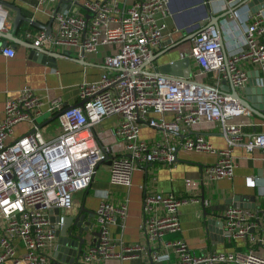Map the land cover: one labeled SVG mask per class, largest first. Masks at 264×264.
<instances>
[{"label":"built area","instance_id":"2783aa9c","mask_svg":"<svg viewBox=\"0 0 264 264\" xmlns=\"http://www.w3.org/2000/svg\"><path fill=\"white\" fill-rule=\"evenodd\" d=\"M180 1L137 0L121 8L117 0H38L40 6L52 5L53 25L50 34L26 31L35 45L77 46L81 57L102 44L117 43L120 49L105 57L106 71L100 80L80 85L77 105L66 106L61 98L47 100L30 86L6 101L0 115V261L11 258L18 264L20 241L25 248L23 264H67L48 252L56 241L50 209L72 210L75 195L91 186L102 164H107L111 183L130 186L138 166L154 162L171 167L179 150L185 149L217 153L218 160L203 168L200 183L185 179V196L173 191L145 193V242H120V250L114 251L111 225L126 217L128 205L104 197L95 211L101 236L89 238L74 264H102L112 256L150 264H264V227L254 208L231 205L224 216L229 235L249 240L246 250L197 254L183 238H167L181 231V206L201 202L197 190L202 182L233 177L234 147L258 148L264 154V133L247 135L243 124L233 121L248 111L224 88L228 84L246 87L257 76L254 70L264 85V8L251 13L252 0ZM212 1L218 6L213 8ZM188 9L196 10L200 18L219 17L220 30L211 22L204 26L198 22L186 30L190 25L181 18ZM174 12L171 27L168 17H174ZM175 34L191 36L189 57L198 74L179 78L148 69L155 67L156 61L151 60L164 48L166 38L173 43ZM2 52L9 57L16 54L12 46ZM44 114L57 115L59 129L52 137L41 126ZM113 114L121 116L114 129L124 145L121 154L104 145L94 130ZM202 120L220 127L227 148L218 150L205 135L190 134ZM24 123L29 129L17 134ZM144 126L162 136L143 139ZM247 183L254 186L255 181L249 177Z\"/></svg>","mask_w":264,"mask_h":264},{"label":"crops","instance_id":"0c3cea01","mask_svg":"<svg viewBox=\"0 0 264 264\" xmlns=\"http://www.w3.org/2000/svg\"><path fill=\"white\" fill-rule=\"evenodd\" d=\"M136 1L117 0V3L121 8H128ZM174 1L178 3V0ZM0 2V115L3 113L6 101L16 97L20 89L24 86H30L47 100L61 98L66 106L79 104L81 102L80 85L84 81L100 80L106 71L104 65L105 57L109 54L113 55L117 53L120 45L117 43L102 44L96 52L86 54L85 57L78 55L80 48L77 46L51 47L46 49L51 55L43 56L29 46L9 40L6 46H12L16 50L15 56L9 57L2 52L4 48L2 44L5 41L3 35L11 32L16 37L33 43V40L26 36V31L37 32L42 29L28 22L26 19H33L43 25H47L51 19L49 12L52 5L45 4L40 6L38 0H0ZM211 4L213 8H215L214 6H218V2L216 1H212ZM193 11L196 12V10ZM200 17L197 14L194 18L183 17L181 19L183 22H188L186 25H190L186 28L188 30L191 27L197 26L198 22L203 26L210 22L214 24V17L216 16L210 17V20L205 19V17ZM17 18H19V23L15 25ZM175 19V12L174 17L171 15L168 17V23L171 27L175 26ZM168 38L164 42V48L158 54L177 43L180 44L159 58L155 62V67L150 66L148 68L149 70H157L160 64L184 58L182 54L186 53L178 50L180 45L186 44L187 48L189 50L191 49V44L186 39V35L181 36L180 34H175L173 43ZM191 62L193 74H198L199 69H197L195 61L191 59ZM250 69H254V67ZM254 75H257V70H254ZM246 87L243 88V93L240 92L241 94H246ZM224 88L232 93L234 92L231 84L225 85ZM236 98L248 112L234 118L233 121L243 124V130L247 135L264 133V113L261 110L252 111L249 107L243 105L241 99ZM51 118V115L44 114L41 119V123H45L44 132L47 137L54 136L59 129L58 121L49 120ZM120 120L121 116L117 114L107 116L94 129L99 140L104 145L110 146L112 152L117 154H121L124 149L123 142L114 135V129ZM28 129L27 124H20L17 128V134ZM198 133L205 135L208 141L218 150L228 147L227 140L220 127L214 122L202 120L196 124L191 129L190 134ZM161 136L162 133L156 129L147 126L141 129V137L143 139L153 140ZM232 157L235 162L233 177L231 179L205 180L202 182L197 190L200 194L201 202H191L181 206V231L176 234H169L167 236L168 239L175 237L183 238L188 242L192 251L197 254L206 253L211 250L230 252L250 248L248 239L233 237L226 231L223 236H220L216 232L211 231L206 223L208 219L215 218L214 214L225 216L227 210H225L226 203L223 204L221 201L233 198L236 195H241L243 202H253L256 205L254 210L259 214L260 221L264 227V154L258 148L249 151L244 146H236L232 150ZM217 160V153L181 149L178 152L176 164L171 167L154 162L143 163L138 166L134 170L132 184L130 186L111 183L108 177L107 164H102L91 186L85 191L78 192L76 195L79 197L78 200L81 201V204H84L87 208L94 211H96L104 197H108L118 205L124 202L127 203L128 212L126 217L121 221L119 220L118 224L111 225L114 251L118 252L120 250V242L127 244L145 242L142 228V207L146 192L173 191L185 196L187 194L185 179L191 178L200 183L203 168L206 165L215 163ZM249 177L255 181L254 186L247 183ZM203 195L205 196V201H208L207 205L203 204ZM211 206L223 208V210L214 211L211 209ZM205 212H208V215ZM217 224L212 225L220 228L221 225L219 223ZM56 247L57 241L49 249V252L51 251L50 253L53 256ZM17 256L20 258L18 259V264H23L25 248L20 241L17 242ZM171 262L154 264H171ZM0 264L17 263L15 259L9 258L0 261ZM102 264L150 263L144 259H124L122 257L112 256L105 259Z\"/></svg>","mask_w":264,"mask_h":264},{"label":"water","instance_id":"95a60500","mask_svg":"<svg viewBox=\"0 0 264 264\" xmlns=\"http://www.w3.org/2000/svg\"><path fill=\"white\" fill-rule=\"evenodd\" d=\"M249 6L251 8V13H254L258 9L264 8V0H252L249 2ZM214 18V24L220 30L219 17ZM26 20L34 24L35 26L40 27L42 30L45 31L46 34H50L52 31L53 19H50L47 25H43L33 19ZM18 23L19 18H17V20L15 21V25H18ZM3 37H5V41L2 44L3 47H6L8 41L11 40L17 42L18 44L29 46L34 51L39 54H42L43 56L51 55L45 48L37 46L34 43H29L28 41L19 37H16L11 32L3 35ZM190 38L191 36L187 37L186 39L189 40ZM178 44L180 43H177L176 45H173L172 47L166 49L164 52L155 55L151 61L157 62L159 58H161L164 54L170 51L173 47L178 46ZM158 70L179 78L191 77L193 75V66L189 55L177 61L160 64ZM259 75V72H257V76L253 77L249 81L248 86L245 88V95L241 94L237 88L233 87L232 90L234 91V95L243 101L244 106L249 107L252 111L261 110L264 113V85H262L261 81L257 79ZM56 117L57 115H54L49 120L52 121ZM44 125L45 123H42L41 126ZM202 200L203 202L205 201L204 195L202 196ZM221 203H226L225 210L231 205L249 208L256 207L253 202H243V198L241 197V195H236L233 198L225 199L224 201H221ZM211 209L214 211L220 209L223 210V208H217L215 206H211ZM205 214L208 215V212H205ZM49 215L52 228L56 235L57 247L54 253V258H56L57 260L69 264H74V262L79 259L81 253L88 244L89 238L93 237V240H96L101 236V231L96 228V212L92 209L87 208L84 204H81V206L76 209L73 213L72 210L69 211L62 208H52L49 210ZM214 216V219L211 218L207 220L206 223L208 225V228L211 231L216 232L220 236H223L226 229L224 225V220L221 219H223L224 216L218 214H214ZM217 223L221 225L220 228H217L216 226L212 225H218ZM76 229H78V232L76 231Z\"/></svg>","mask_w":264,"mask_h":264},{"label":"rangeland","instance_id":"374dc122","mask_svg":"<svg viewBox=\"0 0 264 264\" xmlns=\"http://www.w3.org/2000/svg\"><path fill=\"white\" fill-rule=\"evenodd\" d=\"M186 12H187V10H186ZM196 16H197V13L195 11H193L192 9H188V14L186 16H184V18H194ZM179 47L180 48H178V50L180 52L184 51L187 55H190L191 54V49L189 50L187 48V45L186 44L180 45ZM239 90H240L241 93H243V88H239ZM41 119H42V117L40 118V120ZM43 130H45V128H43ZM78 198L79 197L77 195H75V197H74V205H73V208H72V213L81 206V203H80L81 201L78 200ZM76 231L78 232V229H76ZM49 249H48V252H49Z\"/></svg>","mask_w":264,"mask_h":264}]
</instances>
